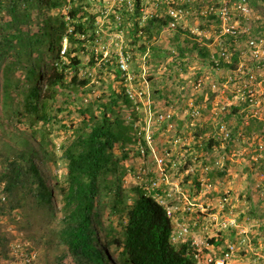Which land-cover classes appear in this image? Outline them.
<instances>
[{
  "label": "trees",
  "instance_id": "obj_1",
  "mask_svg": "<svg viewBox=\"0 0 264 264\" xmlns=\"http://www.w3.org/2000/svg\"><path fill=\"white\" fill-rule=\"evenodd\" d=\"M63 3L0 0V219L5 212L11 215L14 207L33 209L40 216L39 228L25 237L32 248L38 251L43 247L46 252L35 264H196L190 241L172 242L174 222L154 196L151 180L155 176L150 175V181L137 180L126 170L133 153L131 135L135 141L137 137L128 122L138 118L127 116L131 102L118 93L124 87L115 89L109 83L103 96L87 105L81 99L91 79H80V55L86 50L87 40L97 39L95 22L101 13L71 8L67 15L76 23L69 33L66 16H41L53 9L64 11ZM149 23L146 31L150 40L167 25L165 19ZM65 38L70 47L63 55ZM156 55L163 61L171 57L182 67L189 60V48L182 43L168 55L165 51ZM238 62L235 56L232 63L226 64L227 79L236 76ZM214 67L213 73L218 74ZM112 72L120 77L118 69ZM67 91L71 93L69 98ZM183 100L184 96L178 95L175 104L181 106ZM75 101L81 103L75 108L80 120L73 127L66 126L60 113L66 110L65 105L74 106ZM218 121L225 125L222 117ZM26 124L27 130L40 129L44 138L56 124H60L59 129L73 131V139L63 150L67 172L62 186L48 178L45 167L36 162L39 155L33 146L34 132L26 134L20 127L26 128ZM235 133L230 131L228 144ZM45 145L43 140L39 143L40 151ZM125 182L130 184L128 190L124 189ZM56 222L59 232L43 234L49 231L46 225ZM2 228L0 260L8 261L13 259L8 252L16 237ZM54 237L62 241L60 252L50 251L56 243ZM212 243L219 245L215 239Z\"/></svg>",
  "mask_w": 264,
  "mask_h": 264
},
{
  "label": "rangeland",
  "instance_id": "obj_2",
  "mask_svg": "<svg viewBox=\"0 0 264 264\" xmlns=\"http://www.w3.org/2000/svg\"><path fill=\"white\" fill-rule=\"evenodd\" d=\"M63 1V6H67L68 0ZM77 5L85 7L86 11L90 10L92 13L100 12L104 7L102 4H93L88 0L79 1L75 4V6ZM174 5L188 11L187 28L189 31L186 35L187 37L181 33L170 32L164 35H155L151 40L148 39L146 35L145 38H136L137 41L133 42L134 36L126 33L123 41L119 42L117 37L112 35V33L116 32V30L113 29L108 32V34L111 35H105L102 39L110 45V50L115 52V54H106L105 50H102L96 43L86 42V50L82 51L80 55L82 65L80 66L79 74L80 79L90 78L91 83L89 86L83 88L81 99L87 105L88 102L103 96L102 93L107 89L109 83H112L115 89L120 88V81H118V78H116V75L112 72L113 69L116 68V54H118L120 48L133 54V70L135 74L139 75L138 84L143 89L147 87V93L152 97V102L159 104V106H149L148 110H151V112L157 110H163L164 112L173 111L175 114V108L177 106L175 104V99L178 95L182 94L186 101V106L184 107V118L187 120L184 122L185 127L181 125V121L179 120L182 118L183 111L181 112V110H179L175 117V128L172 131L164 126L162 128H154V132H156L155 143L151 148L152 153L149 152V156L147 157V172L150 173L154 167V159L166 154L167 150L170 155L169 159L177 157L178 154L175 145L171 142L174 141L176 136H180L181 131L185 130L189 152L195 153L198 159L204 162V166L201 167L198 174H202L204 177L206 175H208V177L211 175L209 177L210 182L207 183L206 188H204L202 192L204 194L199 192V194H202L198 198L199 203L208 204L214 201V199H220L222 194H224L223 192H231L234 194V211H237V214L234 215L237 216L240 224H242L243 219L247 217L245 221V227L249 232L247 241L242 243L239 239H243V235H235L234 233L227 232L220 249L225 250L229 242L234 243L238 248L229 264H259V257L262 255L259 253H261L264 248V151H259L258 147L262 142L264 143V101L262 100L261 104H258V109H255L256 106H254L255 108H249L246 104L240 107L230 105L234 100V94L233 89L226 86L225 83L228 69L224 68V73L220 70L218 74H214L209 63L211 52L219 48L217 39L219 34L218 25L216 23H207L205 19H202L200 15V6L196 5L194 0H174ZM63 8L64 11L59 8L53 9L50 12H43L41 16L53 17L55 19H60L61 15L66 16L65 20L69 22V28L72 30L74 28V23L68 19L66 15L69 8ZM237 21L242 26L250 27L253 34L258 33L264 26V0H252L250 20L237 18ZM109 28L117 27L111 25ZM194 29L200 30L203 34H192V30ZM49 39L50 37L46 38L45 41L48 43ZM182 43L189 48V60L185 61V65L182 67L178 65V63H174L175 59L173 60L171 57L163 61V59L156 55L162 51H165L168 55V53L175 51L177 46ZM231 43H233V40H226V44L229 45ZM204 44L212 45L211 49H206L207 47ZM238 44L242 47L244 45V40H240ZM65 46L70 47V44H68L66 40L63 41L62 48L65 49ZM148 47H151V50L147 55V67L142 69L139 64L140 62L142 64L141 57ZM201 49L204 50L203 54H200ZM92 52H94V55ZM93 61L94 64H92ZM105 62L107 65H103ZM109 63L111 65H109ZM172 64L174 65L172 66ZM175 64L177 67H175ZM48 66L49 65H47V68ZM109 66H111V68ZM200 66L201 68L204 66V68L198 69ZM141 70L145 72L143 76ZM199 72L201 73L200 75H198ZM199 81L202 82L200 87L197 86ZM260 91V93L264 92V84ZM66 95V98H69L71 93L67 91ZM201 98L203 101H201ZM207 98L212 100L215 99L210 105L212 106L211 111L215 110L213 117L211 113L207 112L205 109V105L208 103L206 100ZM70 99L72 100V97ZM61 101H63V99H60V102ZM191 102L201 104L203 110L202 117L195 125H193V119L187 115L190 111L189 105ZM80 105L81 103L77 101H75L74 106L65 105L66 110L60 113L63 124L73 127L79 122L80 116L75 108H79ZM129 106L130 116L134 117V110L131 104H129ZM156 107H158V109ZM235 109L238 110L236 113H234ZM71 111H73V113H70ZM225 111L228 112L225 113V116L221 117L224 120L225 127L229 130L228 133L230 134V131L235 133L237 130L234 140L229 144L221 140L223 137L221 130L214 129V124H216L215 121L220 120L221 117L219 116L221 112ZM244 114L253 115L254 118H245ZM151 118H153V122H156L154 121V117ZM133 122L134 119L128 122L132 134L135 133ZM153 122L151 123L153 124ZM207 126H209V128H206ZM246 126L247 129L245 130ZM20 127L24 132H27L26 134L34 132L33 146H35V150L39 155L38 158L36 157V162L45 167L46 176L48 178H51L53 182L57 181L58 185L62 186L64 175L67 172V162L63 158V150L64 148L66 149L69 142L73 139V131L59 129L60 124H56L52 131L48 132V129L46 130L48 135L44 138L43 132L40 129H35V132L27 130L28 126L25 128L20 125ZM197 139H200L199 141L204 143V145H206L209 140H214L213 150L209 152L210 154L207 155L205 154L206 151L203 152L200 149L197 150V147H194V143L197 142ZM42 140L46 142L44 151H40L39 149V143ZM129 143L134 154L132 153L130 155L131 159L128 161L126 170L133 178L135 171L138 170L143 161L138 157L139 146L132 135ZM224 144L228 148L224 156L228 158L227 161L222 159V146ZM119 154L117 150L118 157L121 155ZM219 160L225 162L224 171L226 173L223 176L218 174L222 170V166L218 164ZM129 187L130 184L125 182L124 189L128 190ZM209 189L211 195L205 193V191ZM14 208L15 209H11V215H7L5 212L0 219V227L3 225V232L7 231L11 236L16 237L12 240V243H10L8 253H10V251L13 252L16 242H20L24 246L23 248L25 251L29 248V253H36L38 260L39 256L46 252L43 251V247L40 249L37 248L38 251L36 248H32V244L28 243L25 237L36 232L39 228V223L37 221L41 218L39 215L35 214L33 209ZM6 209L9 208L7 207ZM253 213H256V215H252ZM28 221H30L29 224L27 223ZM46 227H49V231L43 232V234L48 232H55L56 234L60 229L58 222L46 225ZM100 239V242L104 244V238L100 236ZM52 240H55L56 243L51 246L52 250L50 251L60 252L61 249H63L61 244L62 241L59 243L60 240L58 237H54ZM99 248L102 250L103 245ZM3 261L5 260L1 259L0 264H3ZM66 264L71 263L67 261Z\"/></svg>",
  "mask_w": 264,
  "mask_h": 264
},
{
  "label": "built area",
  "instance_id": "obj_3",
  "mask_svg": "<svg viewBox=\"0 0 264 264\" xmlns=\"http://www.w3.org/2000/svg\"><path fill=\"white\" fill-rule=\"evenodd\" d=\"M97 3L105 5L102 11V18L107 19L110 16V11L112 8H116L120 15L123 11H126L128 16L134 18L136 16V10L138 9V21L142 25L148 19H151L156 15L157 10L161 9L163 6H172V1L174 0H94ZM250 1L251 0H208L209 7L203 14L215 16L220 21L219 34H218V50L214 51L211 56L212 62L216 67L221 66V64L232 63V59L235 57V52L231 49L233 46L235 50L239 53V67L237 69V77L229 78L227 84L233 89L234 100L230 105L242 106L244 104L249 107L261 104L263 100V93H260L257 89V85L243 81L244 70L247 68H252V70H264V26L260 29L254 37L251 38L252 30L248 26H242L236 21V17L239 15L247 16L250 14ZM152 4V10L147 12V5ZM137 6L139 8H137ZM109 7V9H107ZM107 9V10H106ZM154 12V13H153ZM166 16L168 17L169 24L165 28L164 32L175 31L177 29L186 30L184 25L187 21L188 11L183 8L169 7ZM118 21L122 20L121 16H117ZM215 19V20H217ZM193 34L202 35L198 29L192 30ZM225 37L233 38V44L228 46L226 44ZM241 37L247 39L244 46H239L238 42ZM99 42V41H97ZM237 45V46H236ZM105 47H103L104 49ZM122 56V55H121ZM129 57L122 56L120 62V69L123 73L125 81L128 83V95L131 99L135 100L142 97L143 92L137 90L135 85L136 77L131 72L129 67ZM253 80L254 77L252 76ZM192 112L191 117L197 120L201 117L202 113L199 107L191 104ZM225 109V108H223ZM226 110V109H225ZM218 114V113H216ZM172 113L161 114L157 118V122L167 123L169 129H173L172 124ZM137 129L140 154L143 158L147 156V146H151L154 142L153 135L151 134L149 123H146L145 128H142L138 124L135 127ZM222 132L226 131V127L221 128ZM229 134H226L225 138H228ZM180 140H176V144ZM157 166L159 169L158 176L159 180L152 184L153 188H158L159 183H166L168 186L167 190H164V194H160L157 197L160 205L163 206L167 212L170 219L175 222V232L172 238L174 243L176 242H191L192 253L194 254V260L196 264H225L235 252V246H231L228 251L221 254L216 252V248L210 243V239L213 237H219L224 231H239V233L247 234L242 224H240L237 217L234 216L232 210H229L224 217L219 216L217 213L210 212L207 209L205 212L207 223L204 226L203 234H195L194 228L197 222H194V228L191 227L189 223H179L181 215L191 214L197 208L200 212L204 211V207L196 205L189 196L185 195L184 190L181 187L183 181V176L178 172L180 167H184L187 163V159L181 158L178 163L172 164V178L166 169V162L164 158L157 159ZM228 199L225 198L221 206V211L227 206ZM200 232V231H199ZM201 235V236H200ZM24 246L20 242L14 244L13 252H11L12 260H5L3 264H35L37 261L36 253H29L28 250L25 251ZM208 250V252H207ZM28 253V254H27Z\"/></svg>",
  "mask_w": 264,
  "mask_h": 264
},
{
  "label": "clouds",
  "instance_id": "obj_4",
  "mask_svg": "<svg viewBox=\"0 0 264 264\" xmlns=\"http://www.w3.org/2000/svg\"><path fill=\"white\" fill-rule=\"evenodd\" d=\"M79 1L82 2L83 0H68L67 1V4H66L67 6H63V7L69 8L68 9V12L71 10V8H80V9H82V11H86V8L85 7H82L81 5L75 6V4L77 2H79ZM88 1H90L93 4H100V3L95 2L94 0H88ZM194 2H195L196 5L200 6V15H201L202 19H205L207 23H216L218 25V29H219V27H220L219 26L220 25V21L215 16L204 15L203 14V12L206 9H208V7H209L208 0H194ZM251 3H252V0L250 1V14L247 15V16H245V17L242 16V15H239L238 17L235 18L236 21H237V18H245L248 21L250 20V17H251ZM69 4H71V5H69ZM102 6H104L103 7V10H104L105 5L102 4ZM169 7L182 8V7H179V6H175L174 5V1H172V6H167V5L166 6H163L161 9L157 10L155 16H153L151 19H148L142 25L139 24V21L137 19L139 13L134 18H131V17L128 16V14H127L126 11H123L121 13V15H120L119 14L120 11L118 12V10L116 8H112L111 11H110L109 18L103 20V18H102L103 16H102L97 22H95V34H96V38L97 39H95V42H93V43H96L97 45H99V47L102 50H105L106 54H110V53L111 54H115V52H113L112 50H110V48H109L110 45H108L102 39L103 36H105V35H111V34H108V32L110 30L115 29L116 32L112 33V35H115L117 37V40L119 42H122L123 41L124 36H125L126 33L134 36V38H133L132 41L133 42H136L137 41L136 38H145L146 37V35H147L146 27L150 24L149 22H151L152 20H155V19L156 20H158V19H165V21L167 22V25L163 27V29H162V31L160 33L161 35H164V34H167V33H170V32H175V33H178V34L181 33V34L185 35L184 33H187L189 31L187 27H186V30L177 29L175 31L164 32L165 28L169 24L168 17L166 16ZM137 8H139V7L137 6ZM107 9H109V7H107ZM103 10H101L99 12V13H101V15H102V11ZM150 10H152V4H148L147 5V12L150 11ZM136 11L138 12V9ZM67 13H66V15H67ZM112 15H114V17H112ZM117 16H121L122 17V20L121 21H118L116 19ZM68 19H70L69 16H68ZM86 19L87 18L83 19L82 21L83 22H86ZM215 19H217V20H215ZM70 20L73 23H76V21H73L72 19H70ZM68 24H69V22H68ZM111 25H114L117 28H109ZM184 25L185 26L188 25L187 24V21H185ZM209 26H212V25H209ZM72 30H70V28H69V33H71ZM196 35H198V34H196ZM254 36H255V34L251 33V38L254 37ZM77 38L80 39V40L85 39L84 36H82V37L77 36ZM228 39L234 40L233 38H229V37L227 38V37H225V40H228ZM64 40H66L67 43L69 44L67 38H65ZM241 40H244V44L247 41V39L244 38V37H241ZM97 41H99V42H97ZM86 42H92V41L89 39ZM231 44H233V43H231ZM231 44H229V45L227 44V45L230 46ZM204 45L207 47L206 49H211V47H212V45H210V44L209 45L208 44H204ZM103 47H105V48L103 49ZM67 49H68V46H65V49L62 48L61 54L64 55ZM231 49L235 52V56L238 57V60L240 62L239 53L235 50V47L233 46ZM150 50H151V47L146 48L145 49V52H144L145 57H144V54L141 57L142 64L140 62L139 65L141 66L142 69H144L145 67H147V55H148V53H149ZM201 50L204 51L203 49H201ZM216 50H218V48ZM216 50H214V51H216ZM214 51L211 52L210 57H209V63L211 65V68L212 69L215 66V64L212 62V58H211V56L213 55ZM207 52H208V50H207ZM92 53L94 55V52H92ZM116 55H117V59H116V61H117V63H116V69H118V71L120 73V77H118V80L120 81V87L121 86L124 87V91H122V90L119 89V92L118 93L122 95L123 99H125L127 101L130 100V102H131L132 109L134 110L135 116L134 117H131L130 116V110L128 109L127 110V116H128V118H136V116L138 118L137 120H135L133 122V127L135 129L136 136H137L136 137V142L138 143V146H139L140 143H139V139H138L137 129L135 128L136 125L138 124L142 128H145L146 123L147 124L149 123L150 131H151V134L153 135V140H154L153 144H154L155 143V135H156V132H154V128L155 129L157 127L162 128L164 126V127H167L168 130H171L172 131L175 128V125H174V122H175V119H176L175 117L177 116V113L180 110L179 107H181V106H176V108H175V110H176L175 114H174L173 111H166V112H164L163 110H157L155 112H151V110H148V107L149 106H153V105H155V106L158 105L159 106V104H157V103L155 104L154 102H152L153 99L147 93V87L143 89L138 84V82H139V75L135 74V72L133 70L134 69V58H133V54H131V53L127 52V51H124L123 48H120V50L118 51V54H116ZM121 55L124 56V57H129V60H130L129 61L130 70L134 74V76L136 77V80H135L136 88H137V90L143 92V94H144L142 97L137 98L135 100L131 99L129 97V95H128V92H127V90L129 89L128 88V83L125 81V78L123 77V73H122V71L120 69V62H121V58H122ZM107 62H108V60H107ZM239 62H238V67H239ZM203 64L206 65L205 63H203ZM103 65H107V63L105 62ZM109 65H111V64L109 63ZM238 67H237V69H238ZM214 68L217 69L216 73L218 71H220V70L223 72V69L226 68V64L224 65V67H223V64H221V66H219V68L216 67V66ZM244 71L245 72H244V75H243V81L244 82L247 81L249 83H252L253 82L254 84H260L261 83V85H257L256 86V89L259 92H261L260 89H261V87L263 88V84H264V70H258V69L252 70V68H250V69L247 68V70H244ZM141 73H142V76H143V74L145 72H142V70H141ZM235 74H236V76H229V78H231V77L232 78L237 77V70H236ZM252 76L254 77L253 80L251 79ZM225 79H226V82H225L226 83V86H229L231 88V86L229 84H227L228 79L227 78H225ZM201 85H202V82L199 81V83H198L197 86L200 87ZM262 93H263V98L262 99L264 101V92H262ZM191 104H194V106L199 107L200 110H201V113L203 115L202 105L201 104H195L194 102H191L190 105H189L190 106V111L187 114L188 116H190L191 119H193L191 117V112H192ZM236 107H240V106L237 105ZM156 108L158 109V107H156ZM184 109L182 110L183 111L182 112V118H180L179 120L181 121L180 122L181 125L185 127L184 122H186L187 120H186V118H184ZM255 109H258V108H255ZM212 111L210 113H211V116L213 117L214 116L213 113H215V110H212ZM169 113H172V115H173V118H172V124L174 125V128L173 129H169V126H168L167 123L160 124V123L157 122V118H158L159 115H161V114H169ZM202 115H201V117H202ZM151 117H154L155 118L154 121H156V122H153L152 121L153 118H151ZM249 117H252L253 118L254 116L253 115H248V114L245 115V118H249ZM200 118H198L197 120H194L193 119V125H195ZM151 122H153V124ZM215 122H216V124H214V129L215 130H219V129L221 130V128L223 126L225 127V125H222L221 122H219L217 120ZM184 131L185 130L181 131L180 136H176L174 138V141L171 142V143H173L175 145V148H176V151H177V154H178L177 157L176 158H173L172 157L171 159H169L170 158V155H169V151L167 150L166 151V154H163V156H161V157H159L157 159H160V158H164L165 159L166 169H167V172L170 174L169 175L170 178H172L171 175L174 174V172H175L174 170H172V164L178 163L181 158H184L185 157L187 159L186 165L184 167H180V169L178 170V172L183 176V181L181 183V187L184 190L185 195L189 196L190 199L194 203H196L197 207H198V205L204 207V211L200 212L197 208H195V211L193 213L186 214V215H181L180 216L181 219L180 220L178 219V221H179V223H189V224H191V222H193L192 224H193V228H194V226H195L194 225V220H195V222H197V225L194 228V233L198 235V234H201V232L203 233L204 226L207 223V220H206L207 217H206V214H205V212L207 211V209H210V212L217 213L219 216H222V217H224L227 213H229V210H232L233 214H237V211L236 210L234 211V207H235L234 204H233L234 194H232L231 192H223L224 194H222V197L220 199L219 198L214 199V201H211L208 204L199 203L198 198L202 194H204L202 192L204 191V188H206L207 183L210 182L209 177L211 175L209 177H208V175H206L204 177V175L198 174V172L200 171L201 167L204 166V162L203 161H200L198 159L197 155H195V153H190L189 152L188 146H187V139H186V135H185V132ZM228 131L229 130L227 128H226V131L225 132H222L221 131L222 132V135H223V137L221 138V140H223V142H227V139L229 138V137L228 138H225L226 134H229ZM229 136H230V134H229ZM176 140H180V142L176 144ZM199 140L200 139H197V142L194 143V147H197V150L200 149L203 152L206 151L205 154H207V155L210 154L209 152L213 150V145H211V147L209 145H207V144L204 145V143L200 142ZM209 143L210 144H213L214 143V140L213 139L209 140ZM153 144L151 146H147V156L145 158H143L141 156L140 152H139L138 157L141 158L143 162H142L141 166L138 168V170L135 171V173H134L135 174L134 177L137 180H142V181H145V180L150 181V175L153 174L155 176V178L153 180H151V183L152 184L154 182H157L159 180V176H158L159 169H158V166H157V163H156L157 162V159H154L155 160L154 161L155 165L152 168V170L150 171V173L147 172L148 170H147V167H146L147 157L149 156V152L152 153L151 148H152ZM258 149L261 152L264 151V143L263 142H262V144L259 145ZM222 150H223V152H222L223 153L222 159L227 161L228 158L224 157L225 154H226V151L228 150V148H227V146L225 144L222 146ZM139 151H140V146H139ZM223 160H219L218 161V164H220L222 166V170L218 173L219 175H221V174L225 175V173H226L224 171V167H225L224 166V163L225 162H223ZM159 184L160 185H159L158 188H155V189L153 188V192L156 193L154 195L155 197L158 196V195H160V194H164V190H167V188H168V186L166 185V183L160 182ZM198 184H199V186H198ZM258 187H260V186H258ZM158 191H160V193H157ZM209 191H210V189L207 190V191H205V193L209 195L210 194ZM199 192H201L202 194H199ZM225 198L228 199V201H227L228 203H227V206L224 209V211H221V206H222L223 201L225 200ZM234 216L237 217L236 215H234ZM246 219H247V217L243 219L242 226L244 227V229L247 232V234L239 233V231H224V232H222L220 234L219 237H213L212 239H210V243L215 246V248H216L215 251L216 252L223 254L226 251H228L231 246H235V252H234V254L236 253V251H237L238 248L236 247V245L234 243H230L229 242V244H228V246L226 247L225 250H221L220 249V246L223 243V239L226 237V233L227 232L234 233L235 235H238V234L243 235L244 238L243 239H239V240L242 241V243L247 241V239H248L247 237L249 235V232H248L247 228L245 227L246 226V222H245ZM172 221L174 222V220H172ZM173 226L175 228V226H176L175 225V222H174ZM213 239H215L216 241H218L219 245H217L216 243H212V240ZM207 252H208V250H207ZM234 254L232 255V257L229 260L226 261L225 264H229L232 261ZM259 254H262L259 257V261H260L259 264H264V248H263L262 252L259 253ZM259 254H257V255H259Z\"/></svg>",
  "mask_w": 264,
  "mask_h": 264
},
{
  "label": "crops",
  "instance_id": "obj_5",
  "mask_svg": "<svg viewBox=\"0 0 264 264\" xmlns=\"http://www.w3.org/2000/svg\"><path fill=\"white\" fill-rule=\"evenodd\" d=\"M202 68H204V66H202ZM202 68L200 66L198 69H202ZM217 99H219V98H217ZM206 100H207L208 103H207V105H205V109H206L207 112L210 113V111L212 109V106H210V105L215 101V99L212 100L210 98H207ZM201 101H203L202 98H201ZM185 106H186V104H185V102L183 100L182 101V104H181V107H179V109L181 110V112H182V110L184 109ZM206 128H209V126H207Z\"/></svg>",
  "mask_w": 264,
  "mask_h": 264
}]
</instances>
